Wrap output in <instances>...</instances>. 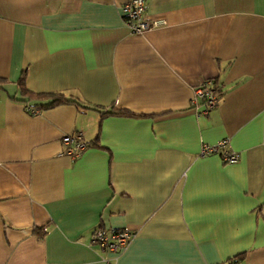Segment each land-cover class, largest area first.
Masks as SVG:
<instances>
[{
  "label": "crops",
  "instance_id": "crops-1",
  "mask_svg": "<svg viewBox=\"0 0 264 264\" xmlns=\"http://www.w3.org/2000/svg\"><path fill=\"white\" fill-rule=\"evenodd\" d=\"M125 1L0 0V264H264V0H146L143 34ZM23 74L89 107L30 114ZM77 132L101 146L64 153ZM223 140L237 162L201 154Z\"/></svg>",
  "mask_w": 264,
  "mask_h": 264
},
{
  "label": "built area",
  "instance_id": "built-area-1",
  "mask_svg": "<svg viewBox=\"0 0 264 264\" xmlns=\"http://www.w3.org/2000/svg\"><path fill=\"white\" fill-rule=\"evenodd\" d=\"M121 14L130 31L135 34H143L151 29L159 21H151L146 15V0H127L121 5ZM199 98L207 112L213 108L218 101L215 92L212 89V81L206 80L195 90L193 105L199 106ZM33 114H38L39 110L30 109ZM63 144L66 145L65 152L73 157L79 156L87 147L88 142L84 140L82 133L77 132L62 137ZM226 141H220L215 145L204 144L201 154L220 153L223 160L227 163H235L239 159V153L226 151L224 146ZM134 235V231L129 228H105L98 227L93 233V242L101 249L108 252H119L129 244ZM227 264V263H221Z\"/></svg>",
  "mask_w": 264,
  "mask_h": 264
},
{
  "label": "trees",
  "instance_id": "trees-1",
  "mask_svg": "<svg viewBox=\"0 0 264 264\" xmlns=\"http://www.w3.org/2000/svg\"><path fill=\"white\" fill-rule=\"evenodd\" d=\"M3 83H4V81L1 80V78H0V87H3L2 86ZM18 85L21 88V95L27 97V99H23L22 101L25 103L26 110L30 114H33V112L30 111L29 108L33 109V110L41 111L44 108L56 106V105H59V104L64 103V102H72V103H77L79 105L83 104L82 102H80V100L78 98L72 97V96L67 97L63 93L54 92V93H43V94L40 93V94H36V95L32 94L31 91H29V89H27V87L25 85V74H23L20 77V79L18 81ZM213 85L214 86H212V89H213L214 92H216V90H218V88L216 87L215 84H213ZM33 96H37L39 98H48L49 101L47 103H45V104H35V103H32V97ZM82 106L83 107H85V106L89 107V105H85V104H83ZM127 114L132 115V113H130L129 111H126V110H123V109H117L114 106L111 107L110 109H107V110L102 112L103 116H105V115H127ZM33 115H35V114H33ZM92 142L93 143H88V147L92 146V145L101 146L100 143H99V137L98 136ZM240 258L241 257L238 256L232 262H236V260H238Z\"/></svg>",
  "mask_w": 264,
  "mask_h": 264
}]
</instances>
